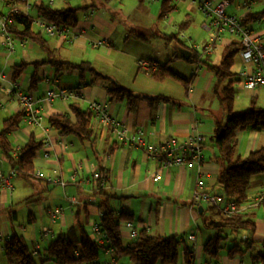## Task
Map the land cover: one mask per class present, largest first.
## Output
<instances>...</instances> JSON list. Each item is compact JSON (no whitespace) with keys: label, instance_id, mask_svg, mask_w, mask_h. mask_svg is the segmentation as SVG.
Returning a JSON list of instances; mask_svg holds the SVG:
<instances>
[{"label":"crops","instance_id":"crops-1","mask_svg":"<svg viewBox=\"0 0 264 264\" xmlns=\"http://www.w3.org/2000/svg\"><path fill=\"white\" fill-rule=\"evenodd\" d=\"M160 1L52 0L50 3L49 0H26V9L24 0H0V14H7L16 7L31 18L38 16L34 5L40 3L54 8L85 7L77 12L76 26L69 28L71 38L47 36L33 22L32 28L41 32L58 58L71 64L88 62L96 72L85 68L81 78L76 69L62 67L57 71L54 66L41 63L46 58L45 53L31 39L26 38L22 44L20 37L12 35L15 39L9 51L0 34V129L3 119L21 111L17 91L32 95L41 122L39 126H32L22 117L19 127L7 134L12 149L10 156L14 158L31 135L42 142L33 158L35 180L27 183L15 174L9 184L0 186V264H7L1 250L4 239L12 232L20 235L31 250L37 246L35 261L39 264H52L43 257L45 248L59 233L76 224H83L96 239L90 226L93 222L99 223V191L110 196L109 204L115 211L131 216L137 231L143 229L151 236L178 237L181 240L178 264H184V246L192 250L195 264H260L252 259L254 253L247 254L254 244L256 253H264V208L259 203L253 207L248 203L264 189V173L251 177L247 198L238 204L237 213L255 222L254 232L250 235L244 230H226L227 236L222 240L225 245L215 259L204 256L202 247L214 233L207 224L221 215L214 205L192 199L195 191L215 196L223 194L217 181L221 163L214 130L227 116L220 92L228 80L218 81L207 64L217 65L222 49L236 39L224 34L210 52L196 49L192 43L205 44L211 37L208 17L197 10L193 0H172L173 9L159 18ZM227 10L241 19L247 14L257 15L246 25L264 42L263 0H229ZM195 12L200 13V19L195 18ZM190 28L197 40L185 36ZM174 32L180 40L178 45L162 38ZM98 40L104 43L95 46ZM180 47L190 50V56L195 53V61H188L190 56L183 57L178 50ZM235 57L236 72L231 67L235 74L231 77L233 105L237 94V99L242 97L245 105L248 104L246 108L253 100L264 109V87L241 86L239 71L244 62L238 50ZM139 58L153 61L157 66L166 64L173 73L188 80V85L172 78L154 80L136 65ZM20 64L23 66L14 76V68ZM116 85L137 96L132 105H128L126 98H108L106 90ZM59 88L73 91L74 96L46 99L47 90ZM92 100L104 102L109 115L125 127L128 135L140 137L143 145H161L171 137L181 141L193 134L203 135L200 162L160 167L143 146L116 139L92 112L89 138L60 135L50 127V115L66 113L73 120L70 104L89 109ZM236 135L235 153L240 157L264 146V129H237ZM11 169V162L0 151V171L7 174ZM94 170L105 178L103 187H98L92 179ZM48 178L61 179L64 184L50 182ZM71 198L77 202L70 201ZM56 206L63 207V214L51 220L48 210ZM119 229L123 241L128 242V230L122 220ZM238 240L241 248L248 244V249L228 258L227 249ZM229 241L232 245L228 247ZM105 251L102 258L107 259L111 253ZM119 262L132 264L125 259Z\"/></svg>","mask_w":264,"mask_h":264},{"label":"trees","instance_id":"trees-1","mask_svg":"<svg viewBox=\"0 0 264 264\" xmlns=\"http://www.w3.org/2000/svg\"><path fill=\"white\" fill-rule=\"evenodd\" d=\"M143 1V0H139ZM172 0L160 1L159 18L169 13L173 9ZM83 8L65 6L54 8L49 4L40 3L34 5L35 13L46 21L74 28L78 21L77 12ZM9 22L6 24L7 31L20 38H29L35 42L45 53L46 58L41 63H47L54 66L56 70L62 67L76 69L82 78V70L90 67L88 62L71 64L58 58L56 51L50 47L41 32L32 28V18L30 15L21 11L11 12ZM257 18L255 14H247L242 18V22L247 24L249 21ZM166 41H174L177 45L180 40L177 33L162 35ZM239 43L234 40L225 46L220 55V61L217 65L207 64V69L214 75L218 81L228 80L225 87L220 92V100L227 114L223 123L218 124L214 130V142L217 148V154L221 163V168L217 176V181L222 187L223 195L226 198L235 200L238 204L244 202L247 198V191L250 179L253 175L264 173V146L252 150L245 157L236 155L237 129H264V109L256 106L251 100L250 106L246 110L234 112L233 105V81L231 77L235 74L231 71L234 57L237 53ZM195 53L187 58L188 61H195ZM23 64L15 66L14 76L20 72ZM96 73V72H95ZM154 80L162 81L165 78H172L181 84L187 86L188 80L179 77L164 65H158L157 70L151 74ZM110 100L126 98L128 105H132L137 96L124 87L116 85L106 90ZM70 113L73 114L72 120L69 114H53L48 118L50 127L60 135H75L80 139L89 138L92 130L90 127L91 111L82 109L76 104H70ZM23 112L19 111L5 118L1 122L0 129V151L11 162L12 168L16 174L25 182L31 183L35 180L33 158L41 149L42 142L31 135L27 142L16 152L12 158L10 143L7 134L16 130L22 120ZM101 200L98 204L100 211L99 225L100 231L105 234L104 242L97 241L88 233L83 224H76L64 232L59 233L53 238L45 248L43 257L45 261L52 264H81L83 262H92L101 260L103 251L112 248L117 260H128L132 264H178V248L181 240L174 236H151L143 229L137 231L134 239L124 242L121 237L119 223L120 221H131V216L123 212L115 211L109 204L110 196L99 191ZM264 208V197L259 203ZM214 230L202 247L204 256L215 259L222 249V240L227 236L226 230H244L252 234L255 230V222L247 216L235 213L231 216H219L216 221L207 224ZM241 241L233 244L227 249V257L245 253V248L240 247ZM31 248L26 244L23 238L15 232H12L4 239L2 245V255L7 264H37L36 255H32ZM260 264H264V253L257 252L252 256ZM193 260L192 250L188 246L183 247V263L191 264ZM43 262V261H42ZM123 264V263H121Z\"/></svg>","mask_w":264,"mask_h":264},{"label":"built area","instance_id":"built-area-1","mask_svg":"<svg viewBox=\"0 0 264 264\" xmlns=\"http://www.w3.org/2000/svg\"><path fill=\"white\" fill-rule=\"evenodd\" d=\"M9 1L12 2L14 0ZM193 1L197 10L208 17V25L211 37L208 42L201 46L194 43H192V46H194L196 49L201 47L202 51L208 53L212 50L213 45L222 39L224 34L234 37L239 43L238 52L244 62V65L239 71L241 86L249 89L264 87V42L262 41L261 36L254 35L251 29L242 22L240 17L227 12L229 0ZM24 2L26 4V9H28L26 0H24ZM49 2L51 3L52 0H49ZM16 11H18V9L16 7H12L7 14H0V34L4 37L3 43L6 45L9 51L13 49V42L15 38L7 31L6 24L10 19L9 14ZM32 22L38 24L47 36L53 37L61 35L67 38H71L73 36V34L69 33V28L50 23L42 17L36 16L32 18ZM26 41V38L19 39V42L22 44ZM102 43H104V40H98L94 42V45L96 46ZM136 65L147 76H150L153 72H155L158 67L155 62L144 58L137 59ZM15 93L18 101L20 102L24 120L32 126H39L41 124L39 108L34 106L35 100L32 95L30 93H20L19 91ZM54 96L66 99L73 97L74 92L64 88H59L56 91H46V99H51ZM89 109L96 120H98V122L103 126H106L114 134L116 139L124 143L143 146L147 155L152 159H156L160 167L199 163L201 160V150L202 144L204 142V137L201 134L190 135L181 141L171 137L161 145H143L142 139L140 137L128 135L125 127H123L119 121L109 115L107 105L104 102L92 100L89 103ZM46 154L47 153H45V155ZM15 174L16 172L14 169H11L7 174H4L0 171V186L9 184L10 177L14 176ZM91 175L92 179L96 181L98 187L104 186L105 178L99 172L94 170ZM48 181L64 184L63 180L57 178H48ZM263 197L264 189L261 190L254 198H252V200H250L248 206L253 207L260 203ZM192 199L193 201H206L214 205L218 209L220 215L223 217L231 216L239 211L238 203L233 199L226 198L223 194L220 196H215L212 194L195 191L193 192ZM70 201L77 202L75 198H71ZM63 211L64 210L62 206H56L48 210V216L51 220H53L62 215ZM123 226L128 230V237L130 239H134L137 235V230L133 226L132 222L123 221ZM90 230L95 236H97V241L104 242L105 234L100 231L99 223L93 222L90 226ZM43 231L48 232V229L43 228ZM189 238L193 239V236L190 235ZM31 252L32 255L38 254L37 246H35ZM109 252L111 253V256L107 259L83 262L81 264H121L117 260L112 248L106 249L105 253Z\"/></svg>","mask_w":264,"mask_h":264},{"label":"rangeland","instance_id":"rangeland-1","mask_svg":"<svg viewBox=\"0 0 264 264\" xmlns=\"http://www.w3.org/2000/svg\"><path fill=\"white\" fill-rule=\"evenodd\" d=\"M263 2H264V0H263ZM200 12V11H199ZM199 12H195V13H193V15L195 14V18L196 19H200L201 18V15H200V13ZM227 12H229L228 10H227ZM198 29L200 30V28L198 27ZM189 32V33H188ZM185 36L186 37H193V39H195V40H197L196 39V37L194 36V34L192 33V28H190L186 33H185ZM192 39V40H193ZM194 40V41H195ZM207 41H208V39H207ZM200 42H198L197 44H199ZM204 44V43H203ZM203 44H199L200 46L201 45H203ZM199 50H202V48L200 47L199 48ZM216 56L218 57V52L216 51ZM236 58V57H235ZM238 68V61H237V58L235 59V63H234V65L232 66V71L233 72H236V69ZM247 93V92H246ZM248 106V104H246L245 105V100L242 98V97H240L239 99H237V94H236V96H235V99H234V105H233V110L235 111V110H246L247 107ZM18 211V210H17ZM225 244H224V241L222 242V246H224ZM228 247L229 246H231L232 244L230 243V241L226 244ZM256 250H257V245L256 244H254L253 245V247L248 251V254H247V256L248 255H251L250 253H256ZM37 263V262H36ZM37 264H39V263H37Z\"/></svg>","mask_w":264,"mask_h":264},{"label":"water","instance_id":"water-1","mask_svg":"<svg viewBox=\"0 0 264 264\" xmlns=\"http://www.w3.org/2000/svg\"><path fill=\"white\" fill-rule=\"evenodd\" d=\"M178 50L180 51L183 57L187 58L190 56V53H191L190 50L182 48V47L178 48Z\"/></svg>","mask_w":264,"mask_h":264}]
</instances>
